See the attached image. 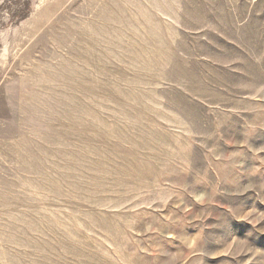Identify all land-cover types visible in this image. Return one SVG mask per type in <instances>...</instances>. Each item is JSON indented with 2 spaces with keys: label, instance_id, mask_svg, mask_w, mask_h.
I'll return each mask as SVG.
<instances>
[{
  "label": "rangeland",
  "instance_id": "rangeland-1",
  "mask_svg": "<svg viewBox=\"0 0 264 264\" xmlns=\"http://www.w3.org/2000/svg\"><path fill=\"white\" fill-rule=\"evenodd\" d=\"M0 264H264V0H0Z\"/></svg>",
  "mask_w": 264,
  "mask_h": 264
}]
</instances>
